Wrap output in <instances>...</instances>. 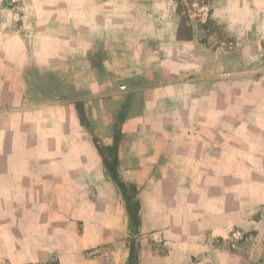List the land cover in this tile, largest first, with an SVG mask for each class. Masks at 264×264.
Masks as SVG:
<instances>
[{
	"label": "crops",
	"instance_id": "1",
	"mask_svg": "<svg viewBox=\"0 0 264 264\" xmlns=\"http://www.w3.org/2000/svg\"><path fill=\"white\" fill-rule=\"evenodd\" d=\"M44 2L74 6L73 11L67 10L60 30L52 29L55 24L49 22L43 33L37 32L54 38L44 46V59L27 53L2 61L1 66L20 72L43 67L61 79L51 82L47 99L38 98L24 110L0 114V147L5 149L0 170L25 173L21 179L27 181L28 195L41 196L34 210H61L66 204L65 209L71 207L69 212H74L84 205L87 214L81 218L91 219L95 207L89 199L91 185L98 195L107 194L112 204L117 188L104 179L103 158L96 142L89 140L84 115L90 113V131L109 134L125 179L178 181L172 192L178 197L173 207L178 215L171 224L161 225L166 228L163 238L174 247L170 255L159 259L167 264H264V206L259 190L247 193L242 188L239 205L229 208L225 198L219 207L225 213H251L246 221L251 231L241 242L242 251L232 254L219 247L218 236L224 228L241 225L234 221L229 225L226 219L214 223L206 182H192L212 179L203 165L210 141L200 139L210 126L188 122L189 116L211 114V104H206V99L211 100V67L195 29L183 21L181 0ZM50 10L45 8V19H55ZM242 64L237 61L236 68ZM236 83L242 85V77L237 76ZM253 83L259 92V82ZM18 150L24 155L17 156ZM155 164L159 171L151 169ZM197 197L202 201L197 202ZM49 252L44 248L38 255H29V264H115L113 255Z\"/></svg>",
	"mask_w": 264,
	"mask_h": 264
},
{
	"label": "rangeland",
	"instance_id": "2",
	"mask_svg": "<svg viewBox=\"0 0 264 264\" xmlns=\"http://www.w3.org/2000/svg\"><path fill=\"white\" fill-rule=\"evenodd\" d=\"M56 3L1 0L2 115L14 108L24 110L29 102L38 98L47 99L51 82L61 79L58 73L47 72L43 67L20 72L1 66L2 61L20 59L27 53L44 59V46L54 38L50 37V40L38 33H43L49 22L55 24L52 29L58 30L67 20V10L72 7ZM204 7L208 16L203 20L199 13ZM45 8L52 9L55 19L43 17ZM179 10L183 21L195 29L211 67V100L206 99V104H211V114L189 116L188 122L210 126V130L200 133V139L210 141L209 155L203 165L209 168L212 179L192 182H206V190L211 194L210 215L214 223L226 219L229 225L231 221L241 225L217 229L221 230L219 247L237 254L242 251L241 242L251 231L246 222L248 218L250 220L251 213H237L235 210L225 213L219 207L225 198L229 208L239 205L238 191L242 188L247 193L258 189L261 206H264V0H181ZM55 57L59 61V53ZM237 61H242L241 69L236 68ZM237 76L242 77V85L236 83ZM254 81L260 84L259 92ZM13 86H16L15 92ZM241 87L242 93L239 91ZM13 103L18 105L13 107ZM90 116V113L84 115L85 124L89 126L88 135H91L89 140L98 145L107 173L104 179L113 182L117 188L112 196L114 204L107 199V194L98 195L96 186L91 185L89 199L91 204H95L91 219L81 218L87 214L84 205L74 212H69L71 207L65 209L66 204L61 210L37 211L34 204L41 196L28 195L27 181L21 179L25 173L6 174L1 168L0 264H29V255H38L44 248H49L50 255H113L115 264H167V260L159 257L170 255L174 246L171 240L163 238L162 232L166 228L161 225L171 224L178 215L173 211L178 197L172 194L178 181L125 179L118 167V151L113 140L108 133L90 131L93 127ZM2 149L0 147V155L5 153ZM20 155L24 154L18 150L17 156ZM106 164L116 167L115 181ZM158 167L155 164L151 169L159 171ZM119 183H123L124 190ZM198 201H202L200 197H197ZM127 209L134 213V217ZM44 239L47 241L43 242ZM131 250L132 259L129 258ZM50 264H55V261Z\"/></svg>",
	"mask_w": 264,
	"mask_h": 264
},
{
	"label": "trees",
	"instance_id": "3",
	"mask_svg": "<svg viewBox=\"0 0 264 264\" xmlns=\"http://www.w3.org/2000/svg\"><path fill=\"white\" fill-rule=\"evenodd\" d=\"M106 168H107V171L109 172V174L111 175L112 179L115 181V178L117 177V169H116V167L114 165L106 164ZM119 187L124 190L123 183H119ZM127 198H128V196H127ZM128 213L129 214H133L132 216L134 217V213L133 212L128 210ZM132 254L133 253H132V250H131L130 253H129V258L130 259H132Z\"/></svg>",
	"mask_w": 264,
	"mask_h": 264
},
{
	"label": "built area",
	"instance_id": "4",
	"mask_svg": "<svg viewBox=\"0 0 264 264\" xmlns=\"http://www.w3.org/2000/svg\"><path fill=\"white\" fill-rule=\"evenodd\" d=\"M199 14L201 15V18L204 20V19H206L207 16H208V11H207V9L204 7V8L201 9V11H200ZM237 233L239 234V232H237Z\"/></svg>",
	"mask_w": 264,
	"mask_h": 264
}]
</instances>
